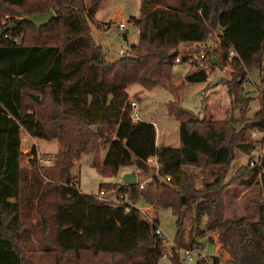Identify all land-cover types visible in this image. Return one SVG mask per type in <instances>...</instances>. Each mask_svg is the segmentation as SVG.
<instances>
[{"label": "trees", "instance_id": "1", "mask_svg": "<svg viewBox=\"0 0 264 264\" xmlns=\"http://www.w3.org/2000/svg\"><path fill=\"white\" fill-rule=\"evenodd\" d=\"M99 1L90 0L86 6L84 0H0V10L17 8L25 16L54 14L41 28L17 19L16 30L0 38V264H33L25 257L30 239L21 210L26 206L37 211L35 224L44 246L36 245L42 254L53 255L55 264L70 263L65 260L68 255L83 264H158L167 255L163 237L154 232L156 215L148 223L135 207L125 212L76 188L71 170L82 155H93L92 168L105 178L127 166L148 173L152 170L146 159L157 158L158 176L152 175L142 189L140 183H118L101 184L99 191L170 209L178 217L176 247L168 257L172 264H181L178 249L199 248L194 237L206 232L218 236L221 252L231 264H264V81L258 88L260 110L241 128L232 116L213 120L201 117L203 111L195 115L171 105L169 114L179 124L178 148L157 147L154 126L131 121L127 94L135 84L145 90L171 88L176 48L208 41L220 30V52L210 53L211 59L226 62L233 52L231 79L225 87L241 116L251 102L243 94V83L251 70L260 68L264 53V0H178L177 5L142 0L140 16L130 18L138 42L113 62L106 60L90 31ZM24 27L46 38L61 28L62 43H17L14 39ZM207 78L206 71H197L186 74L184 81L201 84ZM249 130L263 134L259 147L245 137ZM22 133L57 141L51 166L39 167L34 150L28 167L21 165ZM257 148L262 152L254 159ZM100 149L105 152L103 160ZM235 151L249 157L248 163L238 177L225 182ZM188 168L209 172L213 180L198 188ZM166 176L169 183L162 181ZM236 179L246 192L259 190L244 203L243 215L230 217L226 210L233 194L228 189ZM45 198L53 200L51 226L41 210ZM189 210L194 211L196 228L185 241L180 221ZM203 217L206 222L199 229ZM220 262L211 257L196 264Z\"/></svg>", "mask_w": 264, "mask_h": 264}, {"label": "rangeland", "instance_id": "2", "mask_svg": "<svg viewBox=\"0 0 264 264\" xmlns=\"http://www.w3.org/2000/svg\"><path fill=\"white\" fill-rule=\"evenodd\" d=\"M84 1L86 6L90 4V0ZM170 2L171 4L176 3L175 0H170ZM119 3L126 8L129 14L126 20V29L129 32L128 35L124 34V30L120 32L118 27L114 24L105 29V31H102L99 39L93 37L97 43L100 42L105 58L110 62L116 61L125 55L129 47L138 42L137 29L134 23L130 21L131 16L137 17L140 13L138 2L136 0H119ZM20 14L21 10L17 8L3 7L0 10V31H2L0 38L3 37V33L8 31L14 32L16 30L17 26L15 21L17 19L19 20ZM91 22H89V25ZM12 25L15 26L14 29L5 31L7 27ZM57 31V34H55L56 36L54 35L51 38H46L33 31L31 28L24 27L20 30V33L14 40L17 43L29 46L60 44L63 40V30L59 28ZM124 36H126V38H124ZM216 51H218L217 53L220 52L219 50ZM211 54L209 55V68L206 71V73H208V78L205 83L187 84L183 78L186 74L192 73V70L186 65L175 64L172 70L173 82L171 88L160 86L145 90L140 85L136 84L127 88V93L130 96L129 101H135L139 106L138 117L140 121L155 124L156 144L158 147L178 148L180 146L179 124L175 117L169 114V107L174 103L195 115H198L200 111H203L201 117L206 115L207 118L210 117L213 120L225 121L232 116L233 118L238 119L236 126L240 128L250 123V121H253L254 114L260 110V95L258 94V88L260 87L261 82L264 81V53L262 55L260 68L251 70L247 75V81L243 83V94L251 99V102L245 107L244 113L241 116H239L237 105L230 104L225 87L226 82L231 79L230 75L233 69L230 65V59H227L226 62H222L218 57L211 59ZM22 135L27 136L25 133H22ZM262 136V133L255 130H249L246 132L245 137L249 138L254 146L259 147ZM36 140V145L38 147L31 146L30 144H33L31 141L26 143V139L23 145L21 144V149L24 150L21 165L28 167V156L32 157V150H34L38 159L39 167L51 166L53 164L54 155L52 157L49 154L54 152L56 141L47 142L44 140ZM259 152L262 151L257 148V151L254 154V159L258 156L257 153ZM99 154V159L103 160L105 154L104 150L100 149ZM248 159L249 157L241 154L239 151H235V158L228 169V175L225 182H229L232 179H235L234 177H238V175L242 173L241 169L247 165ZM93 160V155H82L79 160L74 162L71 170V173L76 178V188L84 195L97 197L99 186L101 184L116 185L121 183L123 175L131 171H135L137 175V183L143 182L154 174L153 171L143 173L142 171L136 170L133 166H127L119 168L116 176L105 178L100 176L96 170L92 168ZM47 161H49L48 164L45 163ZM188 171L194 175L193 180L198 188H201L204 182H211L213 180L209 172H203L195 168H188ZM228 190L231 191L230 193L233 194V196L228 197L229 203H227L228 209L226 210V216L231 217L233 215H243L244 203H247V199H252L251 197L254 193H258L259 188L253 187L246 192L243 187L238 185V179H236ZM26 195L27 191L23 192V196L26 197ZM35 201L37 203L38 199H35ZM41 203H44L41 210L46 217L49 218V226H51L53 200L51 198H45ZM132 204L135 205L136 208L145 210L148 217L141 215L145 220H147V218L152 219L156 215L158 219L157 226L162 232L164 247L167 254L158 261V264H172L168 257L171 255V249L176 247L174 240L177 235L178 217H176L170 209H156L141 201ZM29 207L26 206L21 210L30 239V242L25 244V257L28 261H32L33 264H55V257L53 255L42 254L39 251L40 249L38 248V245H36V242H40L44 246L43 240L39 236V226L35 224L37 221V211L31 210V207L30 210H28L27 208ZM184 214L185 215H183L180 223L183 226V238L187 241L190 234L194 233L196 226L193 222L194 211L189 210ZM205 222L206 219L203 217L198 228L203 229ZM209 237L212 238V242H209L208 252L206 253V256L209 257L208 260H210L211 257H216L221 259L220 264H231L228 262V257L221 252L217 235L206 232L204 237H194V240L198 244H203ZM184 250L188 249L184 247L178 249V256L181 264H196L198 261L196 258H194L191 263L184 261ZM65 260L70 261V263L67 264H83V262L80 263L75 261L73 257L70 258L69 255Z\"/></svg>", "mask_w": 264, "mask_h": 264}, {"label": "built area", "instance_id": "3", "mask_svg": "<svg viewBox=\"0 0 264 264\" xmlns=\"http://www.w3.org/2000/svg\"><path fill=\"white\" fill-rule=\"evenodd\" d=\"M118 30L122 32L124 30V24H119L118 25ZM213 39L208 43V42H199V43H193L189 45H179L176 48V55L174 58V64H184L188 66L192 72H197V71H207L209 68V55L210 53H213V51L219 50L220 48V31H217L216 33L213 34ZM233 56V52L231 51L229 53L228 59H231ZM129 108H130V119L132 122H137L140 121L138 114H139V106L135 101H129ZM261 141V140H260ZM25 139L20 138V143H24ZM49 163V161L45 162ZM146 164L148 167L153 171L154 176H158V172L160 169V164L157 161V158L155 156H151L146 159ZM150 177L148 179H145L143 182H140V189L143 188V186L150 182L152 178ZM163 183H169L170 177L166 176L163 178ZM99 199L104 200L108 205L113 206V207H123L125 212H129L132 207H135L131 202L127 201L125 196L122 194L118 195H113V196H106L105 191L101 190L98 192ZM141 215H146L145 210L136 208ZM142 210V211H141ZM148 223H152V219L147 218L146 220ZM155 234L157 236H162V232L158 228V226L155 228ZM208 246L209 243L206 240L203 244L200 245L199 248L197 249H188L184 250V261L186 262H193L194 258H196L198 261H203L207 260L209 257L206 256V253L208 252Z\"/></svg>", "mask_w": 264, "mask_h": 264}, {"label": "crops", "instance_id": "4", "mask_svg": "<svg viewBox=\"0 0 264 264\" xmlns=\"http://www.w3.org/2000/svg\"><path fill=\"white\" fill-rule=\"evenodd\" d=\"M136 1L138 2L139 10H140L142 0H136ZM175 1H176V3L172 4V5L178 4V0H175ZM168 2L171 4L170 0ZM128 15H129L128 11L126 10V8L123 5H121L119 3V0H100L98 8L95 11L94 16L92 18V22L90 24V31H91L92 37H94L95 39H99L101 36V32L105 31V29L109 28L111 25H114V24L117 27L119 24H124V34L128 35L129 32L126 29V20H127ZM139 16H140V13L137 17L136 16H131V17H134L137 19ZM217 31H220V30L214 31L213 34L216 33ZM213 34L208 39V41H204V42L209 43L213 39L212 38ZM96 44L99 46L101 45L100 42L99 43L96 42ZM179 65H184V64H179ZM128 97H130L129 94H128ZM152 125L155 126L154 123H152ZM21 138L26 139V143L28 141L33 142V144H30L31 146L38 147L36 145V141H37L36 139H34L28 135L27 136L21 135ZM38 141H43V140H38ZM52 141H56V140H52ZM21 144L23 145V143H20V148H22ZM155 144H156V131H155ZM156 146L158 147L157 144H156ZM57 149H58V145H57V141H56V148H55L54 152L50 153L49 155L53 157V155H55V153L57 152ZM21 153H24V150L21 149ZM136 177H137V175H136Z\"/></svg>", "mask_w": 264, "mask_h": 264}, {"label": "water", "instance_id": "5", "mask_svg": "<svg viewBox=\"0 0 264 264\" xmlns=\"http://www.w3.org/2000/svg\"><path fill=\"white\" fill-rule=\"evenodd\" d=\"M53 18H54V14L51 11L47 13H43V14L32 15V16L20 15L18 23L27 22V23L34 25L37 28H41L47 25ZM14 27H15L14 25L7 27L5 31L14 29ZM1 34H2V31H0V36ZM32 98L36 101L38 100V96H32ZM121 183L127 186L136 184L137 177H136L135 171H131L129 173L124 174L121 179Z\"/></svg>", "mask_w": 264, "mask_h": 264}]
</instances>
